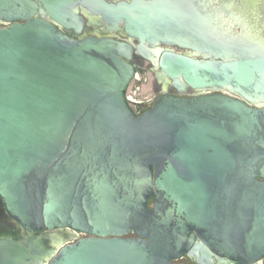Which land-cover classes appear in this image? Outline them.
I'll return each instance as SVG.
<instances>
[{
    "label": "water",
    "instance_id": "water-1",
    "mask_svg": "<svg viewBox=\"0 0 264 264\" xmlns=\"http://www.w3.org/2000/svg\"><path fill=\"white\" fill-rule=\"evenodd\" d=\"M263 15L264 0H0V198L29 233L0 237V264H264ZM135 56L178 95L140 116ZM65 228L85 237H32Z\"/></svg>",
    "mask_w": 264,
    "mask_h": 264
},
{
    "label": "flooded vegetation",
    "instance_id": "flooded-vegetation-1",
    "mask_svg": "<svg viewBox=\"0 0 264 264\" xmlns=\"http://www.w3.org/2000/svg\"><path fill=\"white\" fill-rule=\"evenodd\" d=\"M85 20H86V26H85L84 34L86 36L98 37V34H100L99 33L100 27L89 25V22L92 21L91 17L90 18L86 17ZM56 27L61 29L64 33H66L70 37H73L75 39L81 38V36L76 35L72 30H66L60 27L59 25H56ZM102 34L104 33H101V35ZM116 37L119 36L116 35ZM119 39L122 38L119 37ZM171 48L175 49L177 52L188 53L190 55L195 54L193 51L181 50L178 47H171ZM132 64L135 67V76L127 89L126 96L128 98L129 106L136 116H140L147 110L151 109L155 104V102L163 95L178 96L172 93L171 91L163 92L164 88L162 89V86L160 84L161 82H159L156 79L155 75L150 71L149 64L145 60L141 59L138 56H135ZM194 95L195 93L191 92L189 93L188 96L193 97ZM51 233H56L57 235L63 236L66 243H74L78 239L85 237V235H83L82 233H78L76 231L67 228L56 229L54 232H49L46 230L41 232H36L32 234V237L34 238L40 237L44 242V244L48 246L49 241L47 240V237ZM23 234L25 237L27 238L29 237V233L24 231L22 228H20V226L10 217L2 199L0 198V237L9 238V236H11L21 242L22 241L21 239L23 238ZM192 235H195L196 240L198 241L202 240V238L195 231L189 234V237H191ZM127 237L135 238L136 235L133 233ZM181 260H185V261L180 262ZM181 260H179L177 263L197 264L194 261L187 258L186 256L183 257V259Z\"/></svg>",
    "mask_w": 264,
    "mask_h": 264
},
{
    "label": "bare ground",
    "instance_id": "bare-ground-1",
    "mask_svg": "<svg viewBox=\"0 0 264 264\" xmlns=\"http://www.w3.org/2000/svg\"><path fill=\"white\" fill-rule=\"evenodd\" d=\"M264 16V15H263ZM233 27V26H232ZM255 27H252V28H250V30H249V33L251 32V36H253V37H255V36H257V34L255 33ZM229 32L231 31V29H229L228 30Z\"/></svg>",
    "mask_w": 264,
    "mask_h": 264
},
{
    "label": "rangeland",
    "instance_id": "rangeland-1",
    "mask_svg": "<svg viewBox=\"0 0 264 264\" xmlns=\"http://www.w3.org/2000/svg\"><path fill=\"white\" fill-rule=\"evenodd\" d=\"M229 29H230V28H229ZM229 29H228V30H229ZM228 30H227V31H228ZM228 32H229V31H228ZM184 261H185V260H181L180 262H184Z\"/></svg>",
    "mask_w": 264,
    "mask_h": 264
}]
</instances>
